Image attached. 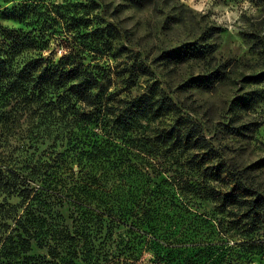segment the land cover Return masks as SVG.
Returning a JSON list of instances; mask_svg holds the SVG:
<instances>
[{
    "label": "rangeland",
    "instance_id": "374dc122",
    "mask_svg": "<svg viewBox=\"0 0 264 264\" xmlns=\"http://www.w3.org/2000/svg\"><path fill=\"white\" fill-rule=\"evenodd\" d=\"M17 36L31 42L21 61L75 56L104 69L124 102L171 98L206 141L174 143L165 138L173 113L126 119L112 102L103 107L109 120L91 122L79 143L83 151L105 144L109 158L95 167L80 148L10 136L5 153L24 161L15 176L25 182L0 192V202L12 212L8 229L23 216L31 222L18 262L202 264L211 246L220 264H264V226L212 200L210 189H230L231 177L209 178L194 159L211 148V163L264 192V166H254L264 158V81H243L264 68V0H0V48ZM183 44L196 54L167 61ZM54 148L62 154L46 159Z\"/></svg>",
    "mask_w": 264,
    "mask_h": 264
},
{
    "label": "trees",
    "instance_id": "16d2710c",
    "mask_svg": "<svg viewBox=\"0 0 264 264\" xmlns=\"http://www.w3.org/2000/svg\"><path fill=\"white\" fill-rule=\"evenodd\" d=\"M26 40L25 37L17 36L11 45L6 44L0 48V192L19 189L25 182L18 175L15 176V171L23 170L21 163L24 161L17 157L13 159L11 154L5 153L10 136L17 135L27 140L52 139L54 143L59 141V146H64V151L80 148L79 155L86 153L84 159L89 165L94 164V167L109 158L105 144L94 143L89 151H83L79 143L91 122L107 118L109 112L105 114L103 107L110 106L111 102L116 107L121 106L119 112L125 113L126 119L137 115L147 116L149 112H171L177 121L166 130L165 138H174V143L180 142L187 147L205 148L206 141L198 124L188 116L177 115L179 109L171 98L163 95L160 99H154L143 93L124 102V99L116 97V91L108 89L110 79L104 69L94 71L89 64L84 65L75 56L64 55L57 62L43 56L21 61L17 59V54L31 43ZM168 53L165 55L167 61L178 62L194 56L196 49L190 44H183ZM243 81L263 82L264 68L244 75ZM147 88L151 90L152 84ZM252 98L253 96L242 97L240 104L246 107L249 102L253 103ZM21 119L28 123L22 125ZM210 150L211 148H206L201 153L197 152L194 156L197 164H205L209 178L224 180L230 176L233 185L228 190L211 188L212 200H228L233 203L240 217L251 228L264 226V192L255 187L247 177L237 180L223 165L211 163L213 155ZM61 154L54 148L48 152L46 159L55 160ZM122 156L116 160H122ZM254 166H264V158L258 159ZM224 171L226 178L222 177ZM11 215V210L0 202V264H21L18 262V254L26 242L22 233L28 231L27 224L31 223L23 216L15 221V227L8 229ZM212 249L209 246L200 251L206 257L202 264H220L218 254Z\"/></svg>",
    "mask_w": 264,
    "mask_h": 264
}]
</instances>
